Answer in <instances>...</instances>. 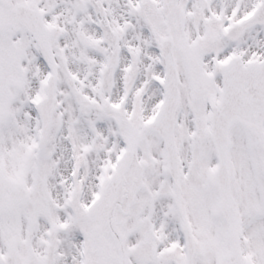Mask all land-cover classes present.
<instances>
[{
	"label": "snow or ice",
	"instance_id": "snow-or-ice-1",
	"mask_svg": "<svg viewBox=\"0 0 264 264\" xmlns=\"http://www.w3.org/2000/svg\"><path fill=\"white\" fill-rule=\"evenodd\" d=\"M0 264H264V0H0Z\"/></svg>",
	"mask_w": 264,
	"mask_h": 264
}]
</instances>
